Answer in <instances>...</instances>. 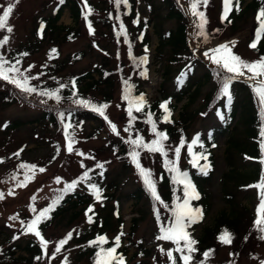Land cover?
Masks as SVG:
<instances>
[{
  "label": "rangeland",
  "instance_id": "1",
  "mask_svg": "<svg viewBox=\"0 0 264 264\" xmlns=\"http://www.w3.org/2000/svg\"><path fill=\"white\" fill-rule=\"evenodd\" d=\"M77 1L80 2L82 14L79 22V34L76 36V39L71 41L61 40L59 35L51 34V36L48 35L46 37L47 40L38 43L36 41L42 39L36 36L38 40H35L33 35L36 20L42 15L51 14L53 10V6H50L51 0H18V3L16 0H0V6L6 7L9 2L15 5L13 13L8 20V26L12 27L13 31L8 33L6 30H0V40L5 36L8 37V42L0 47V56L10 59L14 63L19 60V69L24 72L25 76L35 77V79H30L29 85L36 87L45 86L54 81L57 84H61L72 79L75 75H81L91 70L95 66L94 64L106 61L110 69L115 71L118 64L123 63L122 65H124L126 63L129 53L136 52V55L142 53L135 42V36L140 33L139 28L145 26L149 18L150 9H148V0H132L137 16L130 22H124L126 26H130V29L128 27V32L132 34L134 46L128 44L130 42L129 39H131L129 34H127V38H129L127 42H125L123 35L119 43L113 40L112 34H114V28H119L120 30L117 21H114L111 26L109 25L110 28L101 24V19L106 17V11L112 10L111 0H85L87 1V5H89L88 8L92 10L87 19H85L87 9L84 7V0ZM250 1L247 0L245 4ZM179 3L188 19L187 38L189 47L195 57L206 65L217 67L208 56H205V52L212 55L211 50L219 47L221 44L230 45L231 52L246 62H254L261 58L257 52L249 47V39L254 34V16L251 10L242 16L238 23L240 27L237 32L230 33L220 24L222 0H210L208 5L203 9L207 20L206 26L208 25L207 28L210 30L216 27L222 28L218 31L219 37L216 38L215 35L209 42H203L196 30L197 17L191 14L189 0H179ZM3 7H0V14L3 12ZM167 12L166 6L160 5L161 26L165 31L176 27L174 20L165 18ZM137 20L139 21V25L137 24L133 28ZM73 24L70 11L68 9L64 10L58 21V25L72 27ZM89 25H91V31ZM148 32L150 35V47L148 49L150 55L146 64L148 66L149 80L144 85V91L152 103L161 100L160 92L162 93V89L166 88V86L163 84L160 87V83H162L159 77L161 64L154 57L157 47V37L153 33L151 25L148 28ZM51 39L57 45H52ZM215 43L216 45H214ZM55 46H57L59 54L52 58L50 50ZM163 65H165L164 61ZM174 67L175 65L172 68V77L175 72ZM197 68L198 65L196 63ZM196 71L201 73L203 70L199 69ZM197 77H199V74H196L194 79ZM239 78L242 79L253 93L254 82L250 81L247 75ZM191 80L193 79L190 78L188 82L190 83ZM178 86L179 84L175 81L169 83L170 89L174 92L178 90ZM214 87L215 82L211 78L199 83L197 87L198 91L195 92L194 100L189 106L191 124L185 126L187 128L184 131L187 142L190 143L195 138L199 136L202 138L211 130L216 129L214 133H216L217 146L213 152V175L207 184L203 186L205 194L208 196L207 201L210 208L204 220L194 227V229L188 231L191 239L194 240L201 236L204 229L212 227L217 216L227 208L224 199L225 187L222 181L224 173L228 172L229 169L227 166L228 156L226 150L231 145L233 150L237 151V149L242 147L241 144L244 142L246 136H241L245 128L239 123L237 136L232 139V142H227L230 136V128H228L229 119L225 115L219 118L216 111L205 112L207 109L204 106L206 98L208 93L213 91ZM122 90L123 85L120 81H116L111 93L109 106L104 110L105 115L108 117L107 121L102 116L101 119L103 121L99 123L92 120L91 117H86L78 123V126L71 133L73 134L72 139L75 141L73 144L74 150L71 153L67 151L65 132L61 128L48 126L44 122H39L34 125H25L15 130L8 129L12 122L20 121L28 123L29 121L39 119L41 114L33 106H22L17 103L7 105L2 103L0 99V194H3V198H0V247H5L12 237L19 236L21 237L20 247L22 249L29 240H33L41 248L40 241L34 234H22L24 233V228L21 222H25L26 225L27 222L32 220L34 214L47 206L51 192L58 188L64 189L65 185L77 176L84 167L91 165L96 160L112 159V165L110 166L112 170L109 177L117 178L120 176L121 178L122 176L114 197L119 203L120 216L124 220L123 228L125 233H129L131 219L136 217L132 212V208L134 210L139 207L143 213V221L139 223L133 239V243H136L137 247L140 246L142 248V255L137 254L135 261L143 260L149 264L158 261L161 264H170L166 252L172 250L175 244L172 241L157 239V236L160 235V228L155 224V216L150 199L143 197L139 200V205L135 204L133 193L139 185L135 175V165L133 162L129 165L125 179L123 175L125 172L122 171L125 161L116 159L114 152L106 147L111 142H117L116 140L120 135L125 138H132L134 136L130 130L125 131V128H128L129 124L128 111L126 112L125 102L121 96ZM93 96L95 99L101 98L99 93ZM101 101L105 102L103 99ZM186 102L187 99L184 98L178 106L174 114L176 120H178L180 106ZM243 103L242 115L238 108L232 124L239 119L242 121L245 115H248V105L245 101ZM256 105L258 108L257 112H259L260 105L258 98H256ZM109 121L115 124L116 132L111 130ZM218 126L223 127V131H220ZM177 142L178 138L174 137L172 144H176ZM247 144L248 142H246V146ZM236 145L239 146L234 148ZM77 152H81L83 155H77ZM241 152L239 150L231 156L236 168L239 167L238 162ZM16 153H19V155H15ZM129 159H131V156H129ZM21 164L35 165L36 170H33L35 171V175L33 176L32 171L21 169L19 167ZM143 164L145 167L152 166L149 161ZM39 168H44L45 171L41 173L38 171ZM12 169L17 171V175L8 180L2 179ZM26 171L30 179L25 182V186L18 187V182L25 181ZM56 178H60L59 183L56 182ZM257 181L258 179L253 181L252 184ZM232 185V183H228L227 189ZM83 188L80 187L78 191ZM10 192L11 194H9ZM33 197H35L34 201ZM236 201L245 205L255 215V208L258 204L257 189L249 187L248 190L236 195ZM110 204H113V202ZM108 205L103 210H97L96 206L93 208L99 213L100 217H103L112 207ZM30 206L35 208L36 211H30ZM82 209L83 207L68 209L57 218L53 225L39 230L43 238L48 241L47 249L41 248L42 258L39 264H86L85 259L76 261L78 257L72 251V238L63 246L61 252L55 253L53 256L57 243L65 238L69 232H72L73 237L78 232H82L87 228L88 224ZM74 214H77L76 218H74ZM25 216L27 217L24 218ZM10 217H16V219L12 220ZM253 220L248 215L243 216L237 237L236 239L232 238L230 244L225 245L218 241L205 245V248L211 250L207 260L203 256L204 252H198L195 248L196 251L193 253L192 264H199L201 261L204 264H261V261H264V240L259 239L261 233L253 227ZM115 226L117 228L116 221ZM108 231L109 237H113L116 233L109 229ZM181 242L182 244L184 243L183 241ZM126 243L127 241L124 242V244ZM161 249L165 251L162 252ZM137 252L135 247H131L128 257L130 258L132 253ZM17 254L26 255L23 250H19Z\"/></svg>",
  "mask_w": 264,
  "mask_h": 264
},
{
  "label": "trees",
  "instance_id": "2",
  "mask_svg": "<svg viewBox=\"0 0 264 264\" xmlns=\"http://www.w3.org/2000/svg\"><path fill=\"white\" fill-rule=\"evenodd\" d=\"M148 1L151 2H148L150 8V19L147 21L145 26L139 28L140 33L135 36V42L138 44L139 50L142 51V53L139 55H136V52H132L131 54L129 53L128 59L126 60L127 64H118L116 70L113 71L110 69L107 61L104 63H96L91 70H88L81 75H75L74 77H72V79H69L68 81L61 84H57L54 81L48 85L46 84L45 86L36 87L34 85H30L32 87H36L38 92L43 90H58V94L61 96V100L59 103H57L54 99H48L47 97L39 96L36 93L28 95L22 92L20 89L16 88L14 85L3 80H0V99L2 103L7 105L17 103L22 106H33L35 109L39 110L41 114L39 119L29 121L28 123L20 121L12 122L8 129L15 130L16 128L25 125H34L39 122H44L48 126L50 125L52 127L61 128L62 131H64V125L69 124L70 128L68 129V131L69 133H72L74 128L78 126V123H80L86 117H91L92 120L97 121L98 123L103 121L98 113L92 111L90 108L73 103V100H87L96 105L106 104L108 108L111 101V93L113 92L115 83L116 81H120V83L123 85L121 96L123 101L125 102V109L127 112L129 103L124 98L125 82L132 86V97H139L141 94H143L145 98L144 92L142 90V84L146 80V78L144 75H142V73L146 72L147 74L148 66L146 63L140 64L139 60L142 57H146L148 62V49L150 47L148 25L153 23V33L157 37V47L154 57L155 59L160 61L161 64L160 74L166 86V88L162 89L161 95L164 99V102H168L167 107L171 112V122L163 121V116L165 115V113L164 110L159 107V105L161 104L160 102L155 101L152 103H148L147 99L145 98L146 103L142 111L137 112L133 107L132 115L133 117H135V119L131 121L129 130L134 135L131 139H135L137 135H139L145 142H151L156 138L152 133L151 124L147 123L149 114H151V119L155 123L157 131H162L167 134L168 138L163 142V144L165 151H167L168 153V156L163 157L159 153H149L142 148L136 149V151L140 153L139 159L141 166L145 169L150 170L152 173V178L156 183L157 193L161 197L163 204L153 200L150 193L146 189L137 169L135 175L139 185L133 193L135 204L139 205V200H141L143 197H145L146 199H150L152 210L155 216V224L158 226V228L161 229L162 226L166 227L170 225L172 221L171 208L173 205V201L176 197H183V185L175 183L173 181V176H178L179 173L182 172L187 173L188 180L195 187L196 191L199 194V199L192 200L191 206L193 208H199L201 210L200 218L196 222L192 223L189 227H187L186 232L188 233V231L198 226L208 214L210 206L209 202L207 201L208 196L207 194H205V188L203 186L207 184V182L212 178L213 175V152L217 146L216 133H214L216 129L211 130L206 136H203L202 138L200 136L197 137L198 143L192 146L193 153H195L196 155H200L201 153H203L208 157L207 161H199L200 165H203L205 163L210 165V170H208L206 175L201 173L199 167L193 166V157L189 155L187 150L188 145L191 144L193 140L190 143L187 142L186 134L184 132L187 128L185 126H189L191 124L189 106L194 100L193 98L195 97V92L198 91L197 87L199 83L210 80V78L213 82H215L213 91L209 92L206 98L204 106L207 107V109L205 110V112L216 111L219 118H222L225 115V117L229 119L230 122L228 124V128H230V136L227 142H232V139L237 136V128L239 123H241L245 128L244 132L241 135H246L244 142L241 144L242 147L237 149V151H234L233 147L229 145L226 150V154L228 156L227 166L229 169L228 172L224 173L222 181L225 187L224 199L227 208L217 216L212 227L204 229L201 236L195 239V241H197L195 248L198 250V252H205L209 250L208 248H205V245L218 242V237L225 230H227L231 234V237L233 239H236L239 226L244 215H248L252 219L255 218V215H253L251 210H249L245 205L240 204L236 201V195L248 190V186L251 185L253 181L259 179L261 171V165L258 163V160L260 158V118L258 115L259 112H257V97L239 77L233 79L229 84L230 98L229 96L222 95L220 91L222 80L220 76H218V73H220L225 79L228 78L231 74L222 70L218 66L211 67L209 65H206L197 57H195L187 42L188 20L180 6L179 0ZM209 1L210 0H208V3ZM246 1L247 0H239V11L233 9L229 13L227 20L222 21L221 19V26L228 30V32H237L240 27L238 23L240 22L242 16L247 11L251 10L254 16L253 23L255 33V29L258 27L256 16L258 11L262 7H264V0H251L249 3L245 4ZM85 2L87 1L84 0L83 3ZM110 2L112 5V10L106 11V17H103L101 19V24L109 27V25L111 26L114 21H117L119 26L122 23L124 25L125 32L129 34V36H131L132 34L128 32L130 26H126L124 22H130L137 16L135 14L136 9L133 1L128 0V6L125 7L123 4H121L119 9H117L114 0H111ZM189 3L191 5V0H189ZM160 5L166 6L168 12L165 18L174 20L176 24V27L174 29L168 31L163 30L161 26ZM50 6H53L51 14L42 15L36 20L33 35L35 40H38L36 36L42 39L36 42L41 43L47 40L46 37H48V35L51 36V34L59 35L61 40L63 39L71 41L76 39V36H78L79 34V22L82 14L80 2L77 0H63V2L61 3V0H51ZM204 7L205 6L203 5L199 6L197 11L203 12ZM66 9L70 11L72 16V20L74 23L72 27H64L62 25H58V21L61 18L64 10ZM117 16H119V20L116 19ZM137 24L139 25L138 20L136 21V25L133 28H135ZM199 24L200 20L197 17L196 30L198 31V33L200 31L198 27ZM207 26L206 24L204 25V33L207 39L205 40V37L200 35L203 42H209L214 38L215 35L216 38L219 37L218 31L222 28L216 27L215 29L210 30L207 28ZM123 37L122 34H120L119 28H114V34H112L113 40L119 43ZM253 39L254 34L249 39V45L252 43ZM129 40L130 42L128 44L134 46L132 36ZM51 42L52 45H57L53 43V39H51ZM52 49H55L56 52L52 53ZM145 49H147V51H145ZM51 50L50 55L52 58L58 56L59 53L57 46L52 47ZM252 50L257 52L261 57H264V36H262L261 40L258 42L257 48ZM6 60L10 63H14L10 59ZM163 61L165 62V65H163ZM196 63L198 65L197 69ZM173 65H175V72L174 76L172 77ZM16 66L18 68L20 67L19 64H17ZM199 69H202L203 71L201 73H198L196 70ZM181 73H184V75L178 82V78L181 77ZM196 74H199V77L194 79V76ZM190 78H192L193 80H191V82L189 83L188 80ZM73 81L75 82L74 88L72 86ZM172 81H175L179 84L178 90H176L175 92L172 91V89H170L169 87V83ZM61 85H63L64 87L61 88ZM73 93H75L76 95L73 96ZM98 93L100 94L101 98L95 99L93 95H98ZM191 95L192 97L190 98ZM186 96L188 97V101L186 104L182 105L181 111L178 114V120H175L173 114L176 111L178 104H180ZM102 99L105 102L101 101ZM44 100H46V103L41 102ZM172 101L174 102L172 103ZM243 101H245L248 105V115L246 114L242 121H240L239 119L234 124H232L235 120V113L238 108L240 110V114L242 115V109L244 106ZM61 112L64 113L63 121L61 120V117L59 115ZM222 128L223 127L218 126V129L220 131H223ZM174 137L178 138V142L176 144H172V140L174 139ZM129 138L130 137L125 138L120 135L116 140L117 142H111L110 144L106 145L107 148L114 152L116 159L125 161L123 166L124 169L122 168V171L125 172L123 174L125 179L127 169L129 168V165L132 164V159H129V153L132 150L133 146L126 142L129 140ZM182 139L184 141V146L181 148V152L177 159L174 153V149L175 147L180 145ZM246 142H248V147L246 146ZM238 146L239 145H236L234 148ZM239 150H241L242 152L239 157V167L236 168L231 156L236 154ZM246 157H249L251 159H246ZM172 159L177 160L176 167L178 169V172L176 173L169 172L165 167V161ZM146 161H149L152 166L145 167L143 163H145ZM249 162L252 163L249 164ZM111 163L112 159L96 160L91 165L84 167V169L69 183L74 180H78L86 170L88 171L89 179L83 180L78 183L76 187L70 192L64 193V189H54L51 192V196L49 197V203L47 204V206H49L57 196L63 194V198L55 206V209L47 214L50 218L42 220V222L38 225V230H42L53 225L57 218L68 209L83 207L82 210L88 226L84 231L78 232L71 239L72 251L74 255L78 257L76 258V261L85 259L86 264H95L96 252L99 249L93 246L90 242L95 241L98 236H104L106 237L107 243H104L102 246L104 248L113 247L115 238L123 233V235H120V245L116 250V254L124 258V264H149L143 260L135 261V257L137 256V254L142 255V248L140 246L137 247L136 243H133V239L135 237V233L139 223L143 221V213L140 211L141 209L139 207L138 209L134 210L132 208V212L134 215H136V217H133L131 219L129 233H125L123 228L124 220L120 216L119 203L117 200H115L114 197L122 176L121 178L120 176L117 178L109 177L112 170L110 168V166L112 165ZM97 164H103V168H98ZM15 175H17V171L15 169H12L8 171L6 175L2 177V179L8 180ZM228 183H232L233 185L227 189ZM91 185H95L96 189L99 190V199H97V195L90 187ZM80 187L84 188L78 191ZM111 202H113L114 205L110 204ZM176 202L179 203L180 201L177 200ZM108 204L112 207L110 211L103 217H100L99 213L96 212L93 208L94 206H96L97 210H103ZM89 207L92 208V212H88L86 215L85 212ZM38 213L39 212L34 214L33 219L36 215H38ZM157 214H159V219L157 218ZM76 216L77 214H74V218H76ZM89 216H91L92 218L91 223L88 222ZM26 217L27 216H25L24 218ZM112 220L114 222L113 224ZM115 221L117 228L115 226ZM108 229L116 232L113 237L108 236ZM14 237L18 238L14 239ZM14 237H12L8 241V244L5 247H0V264H39V261L42 258L41 248L33 240H29L27 241L25 247L22 249L20 247L21 237ZM125 241H127L126 244H124ZM180 245L183 246L181 241ZM131 247H135L138 252L132 253L129 258L128 255L130 253ZM176 248L177 245L175 244V246L172 248L173 255L175 258H177V264H182V261L178 259L180 253L175 251ZM19 250H23L26 255H18L17 252ZM37 257H40V259H37ZM152 264L161 263H159L158 261H154Z\"/></svg>",
  "mask_w": 264,
  "mask_h": 264
},
{
  "label": "snow or ice",
  "instance_id": "3",
  "mask_svg": "<svg viewBox=\"0 0 264 264\" xmlns=\"http://www.w3.org/2000/svg\"><path fill=\"white\" fill-rule=\"evenodd\" d=\"M16 2L18 3V0H16ZM62 2L63 0H61V3ZM114 3L116 4L117 9H119L121 4H123L125 7L128 6V0H114ZM207 4H208V0H191V14L199 18L200 20V24L198 25L200 29L199 35L204 36L205 40L207 39V37L204 33V25L207 23V20L205 18L204 13L202 11H197V9L201 5L206 7ZM14 7L15 5L11 2H9L6 7H3V12L2 14H0V30H6L8 33H11L13 31V28L8 26V20L10 18V15L13 13ZM84 7L87 9V12L85 13V19H87L88 15L91 13L92 10L88 8L86 2L84 4ZM233 9L239 11V0H222V14H221L222 21L228 19L229 13ZM116 19L119 20V16H117ZM256 20L258 22V27L255 29L254 39L252 43L249 45V47L252 49L257 48L258 42L261 40L262 36H264V7H262L258 11ZM89 29L91 31V25H89ZM120 34L124 36V40L125 42H127V33L125 32L124 25L122 23L120 24ZM7 42H8V37L5 36L2 40H0V47H2ZM51 51L52 53L56 52L55 49H52ZM145 51H147V49H145ZM211 52L212 55H209L208 52H205V56H208V58L212 61V63L216 64L219 68L231 74L228 78L225 79L220 73H218V76H220L222 80V86L220 89L222 95L229 96V84L235 78L244 77L247 75L248 79L254 82L253 93L258 98V103L260 105L259 107V117L261 120V125L259 130L260 158L258 160V163L261 165V171L258 181L252 185H249L248 187L257 189L258 204L255 208V218L253 220V227L255 228L256 231L261 233L259 239L264 240V57H261L259 60L254 62H246L241 57L233 54L231 52V46L228 44H221L219 47L213 48ZM146 62H147L146 57H142L139 60L140 64H144ZM17 64H19V60H17L16 63H10L3 56H0V80L6 81L7 83L14 85L16 88L20 89L22 92L28 95L36 93L39 96L47 97L48 99H54L57 103L60 102L61 96L58 94V90H54V91L43 90L38 92L36 87L30 86L29 85L30 79H35V77L25 76L24 72H22L16 66ZM142 75H144L145 78H147L146 72L142 73ZM183 75L184 73H181V77L178 78V82L183 77ZM72 86L73 88L75 87L74 81L72 83ZM63 87L64 86L61 85V88ZM131 88L132 86L127 84V82H125L124 98L129 103V108L127 109L129 116V127L125 128L126 132L129 131L130 129L131 121L135 119V117H133L132 115L133 107L135 108V111L140 112L143 110V107L146 103L143 94H141L139 97H132ZM75 95L76 94L73 93V96ZM41 102L46 103V100ZM73 103L90 108L92 111L104 117L106 121L108 120V117L105 115V111H104L107 108L106 104L96 105L91 101L82 100V99H75L73 100ZM167 104L168 102H162L159 105V107L163 109L165 113V115L163 116V121L171 122L170 121L171 112L168 109ZM59 115L61 117V120L63 121L64 113L61 112ZM147 123L151 124L152 133L156 137L155 139H153L151 142H145L139 135H137L135 139H131L130 137L129 140L126 142L133 146L129 155L131 156L132 162L135 165L141 179L143 180L146 189L150 193L153 200L163 204L161 197L157 193L156 183L152 178V173L150 170L145 169L141 166L139 159L140 153L136 151V149L142 148L148 151L149 153H159L161 156L167 157L168 153L164 149L163 142L166 141L168 137L166 133L162 131H157L155 123L151 119V114H149ZM109 125L111 130L113 132H116L115 124H112L109 121ZM69 128H70L69 124L64 125L65 140L67 142V151L71 153L74 150L73 144L75 143V141L72 139L73 134L69 133L68 131ZM197 143H198V138L194 139L192 143L188 145L187 150L189 155L193 157V161H192L193 166L199 167L201 173L206 175L208 170H210V165L207 163L200 165L199 161L200 160L207 161L208 159L207 155H204L203 153H201L200 155H196L192 151V146L196 145ZM183 146H184V141L182 139L180 145L175 147L174 149V153L177 159L179 157L181 148ZM76 154L81 156L83 155V153L81 152H77ZM15 155L18 156L19 153H16ZM246 159H251V158L246 157ZM176 163H177L176 159L166 160L165 167L168 169L169 172L176 173L178 172ZM19 167L21 169L32 171L33 176L35 175V171H33L36 170L35 165L21 164ZM97 167L102 169L103 164H97ZM38 171L42 173L45 171V169L39 168ZM29 179L30 177L27 175V171H26L25 181L18 182L17 186L18 187L25 186V182H27ZM87 179H89V177H88V171L86 170L78 180H74L71 183L65 185L64 193L72 191L78 183ZM173 181L175 183L183 185V197L182 198L176 197L175 200L173 201V205L171 208L172 221L170 225L166 227L165 226L161 227L160 235L157 236V239L172 241L174 244L177 245L175 251L180 253L178 259L182 261V264H192L193 253L196 251L195 245L197 244V241L191 239L190 234L186 232V228L200 218L201 210L199 208H193L191 206V201L199 199V194L196 191L195 187L188 180L187 173L181 172L179 173L178 176L174 175ZM56 182L59 183L60 178H56ZM90 187L94 190V193L97 195V199H99V194H98L99 190L96 189L95 185H91ZM9 194H11V192ZM0 198H3V194H0ZM62 198H63V194L57 196L56 199H54L49 206L40 210L38 215H36L34 219L27 222L26 225L25 222L23 221L21 222L22 227L24 228V233L22 234H28V233L34 234L39 239L42 249H47L48 241H46L41 235V232L38 230V225L42 222V220L50 218L47 214L55 209V206L59 203V201ZM32 199L34 201L35 197H33ZM177 200L180 202L177 203L176 202ZM30 211H36V209L30 206ZM88 212H92L91 207L87 209L86 215ZM157 218L159 219V214H157ZM10 219L15 220L16 217H10ZM88 222L89 223L92 222L91 216L88 217ZM120 235H123V233H121ZM120 235H118L115 238L114 246L109 248H104L102 246L104 243H107L106 237L104 236H98L95 241L90 242L93 246L99 249L96 252L95 264H124V258L116 254V250L120 245ZM16 238L18 237H14V239ZM71 238H72V232H69L65 236V238L61 239L55 247V252L53 253V256L55 255V253L61 252L63 246ZM218 240L222 244L227 245L231 243L232 237L231 234L227 230H225L218 237ZM180 241L184 242L183 246L180 245ZM161 251L164 252L165 250L161 249ZM210 251L211 250L205 251L203 253L205 260L209 258ZM166 255L170 264H177V258L174 257L173 250H168L166 252ZM37 259H40V257H37ZM200 264H204V262L201 261ZM261 264H264V261H261Z\"/></svg>",
  "mask_w": 264,
  "mask_h": 264
},
{
  "label": "bare ground",
  "instance_id": "4",
  "mask_svg": "<svg viewBox=\"0 0 264 264\" xmlns=\"http://www.w3.org/2000/svg\"><path fill=\"white\" fill-rule=\"evenodd\" d=\"M195 43H196V42H195ZM214 45H216V43H215ZM159 77H160V79L162 80V83H160V87H162L163 84H164V82H163L162 76H161V74H160V71H159ZM148 80H149V72H148V68H147V78H146V80H145V81L143 82V84H142V90H143V92H144L145 98L147 99L148 103H151L150 100H149V98H148V95H147V94L145 93V91H144V85H145V83H146Z\"/></svg>",
  "mask_w": 264,
  "mask_h": 264
}]
</instances>
